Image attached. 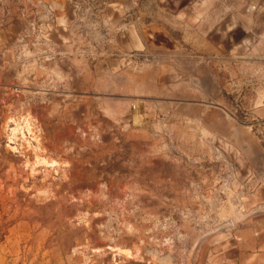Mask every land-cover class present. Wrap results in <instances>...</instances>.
Here are the masks:
<instances>
[{
  "label": "rangeland",
  "instance_id": "1",
  "mask_svg": "<svg viewBox=\"0 0 264 264\" xmlns=\"http://www.w3.org/2000/svg\"><path fill=\"white\" fill-rule=\"evenodd\" d=\"M264 0H0L1 264L255 263Z\"/></svg>",
  "mask_w": 264,
  "mask_h": 264
},
{
  "label": "crops",
  "instance_id": "2",
  "mask_svg": "<svg viewBox=\"0 0 264 264\" xmlns=\"http://www.w3.org/2000/svg\"><path fill=\"white\" fill-rule=\"evenodd\" d=\"M255 238L256 239L254 241L253 248L255 247L254 249L257 248L258 250H260V253L256 254L255 263H264V228L262 231L257 233Z\"/></svg>",
  "mask_w": 264,
  "mask_h": 264
}]
</instances>
